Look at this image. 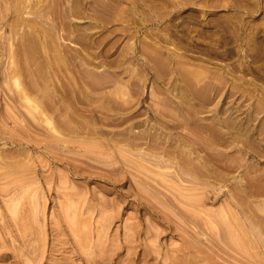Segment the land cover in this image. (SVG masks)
Here are the masks:
<instances>
[{"label":"rangeland","instance_id":"obj_1","mask_svg":"<svg viewBox=\"0 0 264 264\" xmlns=\"http://www.w3.org/2000/svg\"><path fill=\"white\" fill-rule=\"evenodd\" d=\"M0 264H264V0H0Z\"/></svg>","mask_w":264,"mask_h":264}]
</instances>
